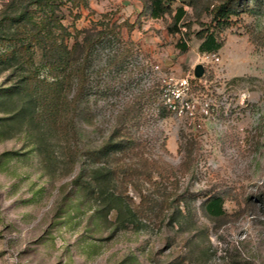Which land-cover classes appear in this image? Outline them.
<instances>
[{"label": "rangeland", "instance_id": "374dc122", "mask_svg": "<svg viewBox=\"0 0 264 264\" xmlns=\"http://www.w3.org/2000/svg\"><path fill=\"white\" fill-rule=\"evenodd\" d=\"M63 1L72 33L103 32L89 102L71 122L70 107L57 115L41 104L29 121L28 92L12 94L15 72L0 67V264H264V0H233L240 12L226 28L211 14L223 0H170L175 11L162 17L150 0ZM9 2L0 0V33L15 29L1 24ZM206 27L223 42L217 52L199 50ZM8 46L0 38V55ZM110 136L123 150L97 159L91 150ZM99 162L137 223L98 212L86 181ZM213 195L225 199L219 217L205 210Z\"/></svg>", "mask_w": 264, "mask_h": 264}, {"label": "trees", "instance_id": "16d2710c", "mask_svg": "<svg viewBox=\"0 0 264 264\" xmlns=\"http://www.w3.org/2000/svg\"><path fill=\"white\" fill-rule=\"evenodd\" d=\"M150 2L152 17H162L175 11L170 0H150ZM63 3V0H10L8 4L10 10L5 13L1 21L2 25L14 26L15 29L1 30L0 38L7 40L9 46L0 55V67L1 70L11 68L15 72L17 81L14 87L9 89L12 94L28 92L25 110H28L29 121L42 116V112L37 113L36 110V105L41 104L51 108L52 113L57 115L64 109L63 106L70 107L72 115L69 122H71L79 104L83 100L89 102L87 93L91 82L92 56L97 40L103 32L94 34L89 30L75 29L72 33L58 14ZM36 12L44 13L39 21L35 19ZM185 12L184 7L176 9L170 25L172 32L177 31L178 23ZM239 12V6H235L233 0H223L213 5L211 14L218 26L226 28L230 24V15ZM7 30L9 33H6ZM197 36L202 39L199 46L201 52L214 53L223 46L215 31L209 27L198 31ZM70 38H73L72 43ZM179 47L182 51L187 50L185 42H181ZM36 53H40L39 63L35 60ZM42 66L47 70L46 76H41ZM66 113L68 115V111ZM23 115L25 114L21 110L13 116L22 118ZM43 138H40L39 150L46 154L48 150L43 146ZM124 146L123 140L110 136L93 148L91 153L97 159H104L112 153L123 150ZM99 163L93 167L91 178L86 181L87 184L85 183L91 188L92 196L100 201L98 212L104 211L107 217L115 210L116 220L123 226L129 222L137 223L138 210L127 204L122 194L109 185L112 181V168ZM224 203L223 196H210L205 201V210L208 215L219 217L225 213Z\"/></svg>", "mask_w": 264, "mask_h": 264}, {"label": "built area", "instance_id": "2783aa9c", "mask_svg": "<svg viewBox=\"0 0 264 264\" xmlns=\"http://www.w3.org/2000/svg\"><path fill=\"white\" fill-rule=\"evenodd\" d=\"M178 84H179L180 90H182V91L185 92V91H187L189 89L190 80L185 77V78L180 79V81H178ZM180 90H178L176 92V90L174 89V87H173V89L170 88V91H172L173 93L175 92L173 96L176 97L177 99H179L181 97V94L182 93L180 92ZM167 100L170 102L171 101V98L168 97ZM170 106L174 107V105L172 103H170Z\"/></svg>", "mask_w": 264, "mask_h": 264}, {"label": "water", "instance_id": "95a60500", "mask_svg": "<svg viewBox=\"0 0 264 264\" xmlns=\"http://www.w3.org/2000/svg\"><path fill=\"white\" fill-rule=\"evenodd\" d=\"M194 72H195V76L200 77L203 74V72H204L203 66L201 64L197 65L195 67V71Z\"/></svg>", "mask_w": 264, "mask_h": 264}]
</instances>
